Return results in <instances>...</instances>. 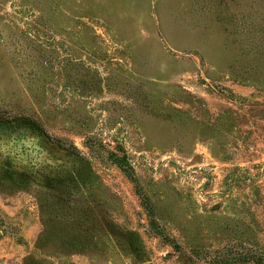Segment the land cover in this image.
I'll use <instances>...</instances> for the list:
<instances>
[{"label": "rangeland", "instance_id": "rangeland-1", "mask_svg": "<svg viewBox=\"0 0 264 264\" xmlns=\"http://www.w3.org/2000/svg\"><path fill=\"white\" fill-rule=\"evenodd\" d=\"M0 264H264V0H0Z\"/></svg>", "mask_w": 264, "mask_h": 264}, {"label": "trees", "instance_id": "trees-1", "mask_svg": "<svg viewBox=\"0 0 264 264\" xmlns=\"http://www.w3.org/2000/svg\"><path fill=\"white\" fill-rule=\"evenodd\" d=\"M116 163L120 164V166L124 169V171L128 174V176L131 177V179L133 181H136L135 177L133 176V174L131 172L130 165L128 164L126 157L116 158ZM136 188L139 191L138 185L136 186ZM140 194H142V191H140ZM144 204H145L147 210L149 211L150 215H152V217H153L154 216L153 215V208H152V205H151V203L147 197L144 198ZM258 262L260 263L261 260L258 259Z\"/></svg>", "mask_w": 264, "mask_h": 264}]
</instances>
